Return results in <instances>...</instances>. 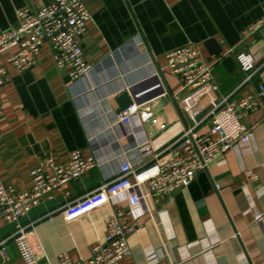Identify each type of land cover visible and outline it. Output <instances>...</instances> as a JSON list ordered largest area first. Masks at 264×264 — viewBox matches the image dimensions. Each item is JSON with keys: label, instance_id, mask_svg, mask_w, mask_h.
Here are the masks:
<instances>
[{"label": "crops", "instance_id": "crops-1", "mask_svg": "<svg viewBox=\"0 0 264 264\" xmlns=\"http://www.w3.org/2000/svg\"><path fill=\"white\" fill-rule=\"evenodd\" d=\"M50 2L0 0V33L17 25L18 11ZM84 5L91 19L81 47L92 71L71 83L43 47L25 72L9 69L0 89V186L29 192L31 172L40 161L67 162L74 150L95 155L101 165L44 198L21 219L38 264H59L62 253L73 260L89 258L92 248L103 243L116 209L137 227L128 240L130 255L118 264H264V98L257 111L241 120L250 142L236 145L186 188L159 202L143 187L147 212L131 206L126 196L110 198L103 189L125 159H134L122 155L128 147L149 145L159 160L168 158L187 130L208 132L215 103L240 99L264 85V35L260 29L250 32L263 18L264 0H84ZM210 40L220 53L206 48ZM181 47L197 49L212 64L217 91H182L165 58ZM230 49L253 55L250 85L243 84ZM8 55L0 54V64ZM157 66L180 116L168 100L161 110L165 117H154L156 137L150 126L142 127L141 116L110 127L109 109L117 112L115 98L121 92L153 79L137 95L162 93ZM149 107L144 104L141 110ZM150 159V154L144 157ZM256 215L262 218L254 221ZM13 233V224L0 221V242L6 241L4 252L0 246V264H23Z\"/></svg>", "mask_w": 264, "mask_h": 264}, {"label": "built area", "instance_id": "built-area-1", "mask_svg": "<svg viewBox=\"0 0 264 264\" xmlns=\"http://www.w3.org/2000/svg\"><path fill=\"white\" fill-rule=\"evenodd\" d=\"M16 17L17 25L0 33V54L9 53L0 64V89L8 81L9 69L25 72L36 63L43 47L49 49L56 69L68 73L71 83L78 82L92 71L93 67L85 60L81 47L83 34L91 19L84 0H51L38 9L18 11ZM262 27L264 8L261 22L250 32ZM136 43L139 46L141 41L137 39ZM228 53L234 56L244 76L243 84L250 85L256 68L253 55L247 51L235 53L233 49ZM165 58L168 72L179 80L182 91L205 88L217 91L218 87L212 80V64L206 62L197 49L177 48L169 51ZM148 64L153 67L152 62ZM263 98L264 85L259 84L245 97L215 103L208 113V132L198 135L193 130H187L168 158L159 160L149 145L128 147L122 155L128 154L134 159H125L120 164L116 176L103 184L104 191L110 198L126 196L131 206H142L147 212L143 187H146L149 196L159 202L161 198L186 188L199 172L206 170L236 145L250 142L251 135L243 128L241 120L257 111ZM141 109L142 106H134L118 114L110 108V127L129 125L138 116L142 121L146 120L149 113ZM93 139L89 136L88 142L92 143ZM149 154L151 159L145 161L144 157ZM99 167L101 165L95 155L84 157L79 150H74L67 162H56L52 158L40 161L31 172L33 186L29 192L20 194L13 187L0 186V221L14 225L12 240L23 264H38V260L21 219L44 198L64 191L69 183ZM261 218V215H256L254 221ZM136 231L135 224L129 223L127 216L116 209L106 225L103 243L92 248L89 258L73 260L62 253L59 264H118L130 255L128 240ZM5 242H0L2 252Z\"/></svg>", "mask_w": 264, "mask_h": 264}, {"label": "water", "instance_id": "water-1", "mask_svg": "<svg viewBox=\"0 0 264 264\" xmlns=\"http://www.w3.org/2000/svg\"><path fill=\"white\" fill-rule=\"evenodd\" d=\"M259 32L264 35V27H262L259 30ZM204 45L206 46V48H208L209 51L210 49L213 50L212 52H214V54H218L221 52L220 49L218 48L216 49L215 42L213 40L207 41ZM157 73H158L157 78H160L165 85L164 89L162 90V93H155V94L153 93V94L139 95V96L137 95L140 92V89L142 86H145L148 83L153 81V79H151L145 82L144 84L133 86L129 88L128 90L121 92L115 98V102L118 106V110H117L118 114L128 111L134 106H142L144 104L149 103L150 107L148 109V113L152 115V117L147 118L146 120L142 121V127L150 126L153 137H156L159 134V132H157L154 126V123H153L154 117L159 116V115L165 117V114L161 112V110L167 105L168 100L170 101L174 109L176 110L177 114L180 116L177 104L173 98V95L169 91L166 85L165 79L162 75V72L160 71L158 66H157ZM161 95H166L167 97L165 98V97H162Z\"/></svg>", "mask_w": 264, "mask_h": 264}]
</instances>
